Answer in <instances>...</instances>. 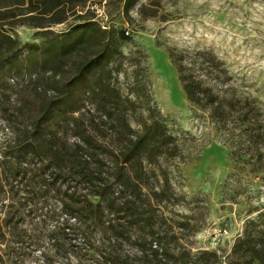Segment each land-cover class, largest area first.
Segmentation results:
<instances>
[{"label": "rangeland", "instance_id": "rangeland-1", "mask_svg": "<svg viewBox=\"0 0 264 264\" xmlns=\"http://www.w3.org/2000/svg\"><path fill=\"white\" fill-rule=\"evenodd\" d=\"M155 2L12 28L45 46L0 76V264H217L264 208V174L229 158L245 146L187 102L166 52L218 59L203 82L252 108L264 169V0Z\"/></svg>", "mask_w": 264, "mask_h": 264}, {"label": "trees", "instance_id": "trees-1", "mask_svg": "<svg viewBox=\"0 0 264 264\" xmlns=\"http://www.w3.org/2000/svg\"><path fill=\"white\" fill-rule=\"evenodd\" d=\"M102 1L104 12L115 7L128 22L133 7L141 19L156 14L155 0H145L144 3L141 0H0V76L20 74L24 68L33 66L45 46L44 40H20L12 33L13 27L24 25L37 29L36 32L41 35L44 29L68 21L67 27L72 24L85 26L96 18L92 5ZM107 16L110 14L107 13ZM106 32L120 42L129 39L124 28L110 26ZM166 52L187 102L204 111L215 130L226 133L228 145L245 146L240 152L233 147L228 148L229 158L242 163L250 162V171L264 174V169H259L261 152L257 148L262 133L252 108L244 102L234 107L233 102L223 101L208 83L203 82L209 74L214 80L219 77L222 69H218V59L208 51L195 50L176 55L167 48ZM248 213L242 220L241 231L232 239L224 261L217 262L214 255L217 264H264V208L255 216Z\"/></svg>", "mask_w": 264, "mask_h": 264}]
</instances>
